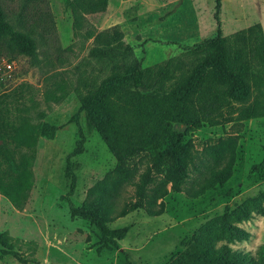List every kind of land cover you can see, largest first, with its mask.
I'll return each mask as SVG.
<instances>
[{
  "label": "trees",
  "instance_id": "obj_1",
  "mask_svg": "<svg viewBox=\"0 0 264 264\" xmlns=\"http://www.w3.org/2000/svg\"><path fill=\"white\" fill-rule=\"evenodd\" d=\"M61 1L63 9L70 10L74 38L64 48L58 44L52 13L40 7L47 5V0H20L18 10L11 12L14 18L5 8L6 1L0 0V58L7 56L12 61L25 56L31 65L40 64L35 36L52 43L47 44L53 51L45 56L60 66L69 62L65 53L75 47L81 51L90 39L102 46V51L116 53L108 46L122 33L98 30L87 17L105 12L109 0ZM220 5L221 0H215V35L188 49L183 54L185 60L179 56L137 67L79 95L74 119L84 114L87 128L96 130L116 160L115 166L87 189L82 203L74 205L69 196L75 188L78 163L67 157L71 216L96 228L98 249L117 248L126 236L128 226H110L117 218L136 209L148 216L162 214L164 197L170 190L196 198L225 184L235 160V138L221 137L198 151L189 134L204 124L227 123L235 112L240 119L264 115V37L259 25L256 31L249 27L222 36ZM61 73L51 74L55 78L44 91L46 101H59L66 95V81L57 79ZM28 88V84H20L0 93V194L17 209L26 204L34 184L32 166L39 139L52 138L56 130L20 113L35 104L32 96H25ZM252 91L255 97L249 102ZM26 99L30 106L24 104ZM83 141L81 135L72 154L82 151ZM249 176L253 183L264 181V143L262 158L252 165ZM129 187L132 194L128 196L124 192ZM263 200L264 192L246 199L233 216L242 221L249 219L253 210L264 214ZM247 236L229 220L212 219L186 238V249L174 255L169 264H264V260L233 250L228 244ZM221 241L226 243L218 245ZM0 244L3 253L21 263L38 262L32 253L14 250L6 231L0 233Z\"/></svg>",
  "mask_w": 264,
  "mask_h": 264
},
{
  "label": "rangeland",
  "instance_id": "obj_2",
  "mask_svg": "<svg viewBox=\"0 0 264 264\" xmlns=\"http://www.w3.org/2000/svg\"><path fill=\"white\" fill-rule=\"evenodd\" d=\"M5 1L12 16L20 0ZM214 4L215 0H109L105 12L87 17L98 30L122 33L118 41L108 46L116 53L102 51V46L90 39L81 51L75 47L73 52L65 53L69 62L60 66L45 56L53 51L48 46L52 43L35 36L40 64L33 66L27 57L19 56L12 60L11 70H7L1 64L7 56L0 58V93L28 84L25 96H32L35 104L26 99L24 104L32 106L20 113L34 123L56 128L52 138L39 139L32 166L34 184L23 208H15L0 194V233L6 231L12 237L14 250L24 255L32 253L38 260L27 264H169L174 255L186 249V238L212 219L229 220L247 232L246 238L229 242V246L258 261L264 260V214L253 210L251 217L242 221L233 216L246 199L264 192V181L253 183L249 176L252 165L263 154L264 115L240 119L235 112L234 119L227 123L204 124L189 134L198 151L221 137L235 138L230 177L223 186L196 198L170 190L164 197V212L158 216H148L136 209L117 218L110 223L111 227H129L117 248L98 249L96 228L83 218L72 217L67 200L68 156L78 163L75 188L69 196L74 205H80L87 189L116 163L96 130L87 128L85 115L74 119L79 95L137 67L153 66L179 56L185 60L183 54L188 49L215 35ZM40 7L52 13L58 44L62 48L71 44L74 38L70 10L63 9L61 0H47V5ZM219 20L222 36L249 27L256 31L255 26L259 25L264 37V0H221ZM53 72H62L57 79L66 81L67 93L59 101H46L44 91L55 78ZM254 97L252 91L249 102ZM81 135L82 151L72 154ZM124 194L131 195L132 189L127 188ZM261 203L264 208V200ZM0 264L24 263L3 253L0 244Z\"/></svg>",
  "mask_w": 264,
  "mask_h": 264
},
{
  "label": "built area",
  "instance_id": "obj_3",
  "mask_svg": "<svg viewBox=\"0 0 264 264\" xmlns=\"http://www.w3.org/2000/svg\"><path fill=\"white\" fill-rule=\"evenodd\" d=\"M1 64L7 70H11V68H12V61L2 59Z\"/></svg>",
  "mask_w": 264,
  "mask_h": 264
}]
</instances>
